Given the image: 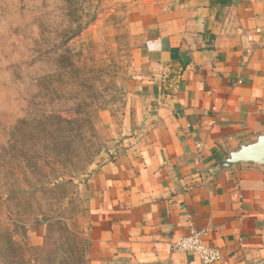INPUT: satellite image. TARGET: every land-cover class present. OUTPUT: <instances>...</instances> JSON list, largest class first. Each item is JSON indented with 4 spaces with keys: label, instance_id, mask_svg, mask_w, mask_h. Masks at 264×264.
Listing matches in <instances>:
<instances>
[{
    "label": "crops",
    "instance_id": "obj_1",
    "mask_svg": "<svg viewBox=\"0 0 264 264\" xmlns=\"http://www.w3.org/2000/svg\"><path fill=\"white\" fill-rule=\"evenodd\" d=\"M138 36L110 154L86 180L89 264H264V168L224 163L264 134V0H128Z\"/></svg>",
    "mask_w": 264,
    "mask_h": 264
},
{
    "label": "rangeland",
    "instance_id": "obj_2",
    "mask_svg": "<svg viewBox=\"0 0 264 264\" xmlns=\"http://www.w3.org/2000/svg\"><path fill=\"white\" fill-rule=\"evenodd\" d=\"M129 3L0 0V264H89L85 185L129 99Z\"/></svg>",
    "mask_w": 264,
    "mask_h": 264
},
{
    "label": "built area",
    "instance_id": "obj_3",
    "mask_svg": "<svg viewBox=\"0 0 264 264\" xmlns=\"http://www.w3.org/2000/svg\"><path fill=\"white\" fill-rule=\"evenodd\" d=\"M207 234L208 231L206 230H193L189 235L175 242L172 250L174 252L190 253L205 264L220 261L222 259L221 252L214 247L206 245L204 242V236Z\"/></svg>",
    "mask_w": 264,
    "mask_h": 264
},
{
    "label": "water",
    "instance_id": "obj_4",
    "mask_svg": "<svg viewBox=\"0 0 264 264\" xmlns=\"http://www.w3.org/2000/svg\"><path fill=\"white\" fill-rule=\"evenodd\" d=\"M241 163L255 164L264 168V134L255 142L243 145L239 151L232 153L224 166L229 168Z\"/></svg>",
    "mask_w": 264,
    "mask_h": 264
},
{
    "label": "trees",
    "instance_id": "obj_5",
    "mask_svg": "<svg viewBox=\"0 0 264 264\" xmlns=\"http://www.w3.org/2000/svg\"><path fill=\"white\" fill-rule=\"evenodd\" d=\"M61 241H62V239H60ZM70 241V240H69ZM82 243V240L81 239H79V238H76L75 240H74V243L73 244H71V246H76L77 248H79V249H81V246L80 245H82L81 244ZM85 243V241L83 242V244ZM86 244H88L87 242H86ZM55 245L57 246L58 245V243L56 242L55 243ZM85 246V245H84ZM10 247H11V243H10ZM13 248H12V250H11V248H10V250H11V252H12V257H13V259H14V261H23L22 260V255L20 254L21 252H20V250L17 248V246H12ZM59 247H61V246H59ZM87 249V251H88V246H85ZM29 250H34L33 248H29ZM7 251L9 252V247L7 248V249H3V248H0V261H2V257L5 255V254H7Z\"/></svg>",
    "mask_w": 264,
    "mask_h": 264
}]
</instances>
